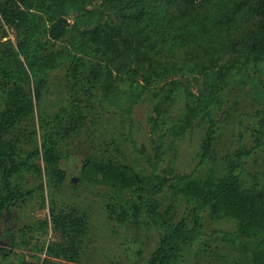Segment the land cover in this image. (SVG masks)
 <instances>
[{"label": "rangeland", "instance_id": "1", "mask_svg": "<svg viewBox=\"0 0 264 264\" xmlns=\"http://www.w3.org/2000/svg\"><path fill=\"white\" fill-rule=\"evenodd\" d=\"M253 1L200 0L179 22L186 27H180L181 33H188L186 39L194 37L192 32L203 35L202 44L184 47L192 56L197 47L203 51V65L198 68L212 66L228 76L227 92L215 116V140L205 156V119L197 118L184 136L160 139L199 92L201 75L194 68H183L184 49L165 70L169 80L159 85L170 81L182 85L177 99L171 96L163 102L161 116L155 106L164 93L156 97L157 86L132 91L122 82L117 98L109 99L95 81L85 80L84 73L68 74L69 61L22 79L27 108L11 135L14 147L8 151L7 170L17 184L19 169L28 195L0 218V264H148L161 240L149 219L151 211L172 215L194 231L190 240L180 244V258L174 264H254L255 252H264V220L243 225L224 206L214 210L207 204L195 210L202 193L199 186L220 183L228 172L237 173L243 189H264V92L254 94L264 82V31L259 35L255 18L247 15ZM136 2L74 0L62 9L70 12L67 17L72 23L80 22L81 29L101 21L119 25L118 37L135 45L146 38L143 24L131 18L139 6ZM191 16L197 32L183 24ZM70 39L40 38L51 51L71 48ZM16 43V28L0 22V63ZM9 91L7 87L0 91V114L9 105ZM77 108L79 120L75 118L73 126L56 124L65 109L72 115ZM60 172L63 181H59ZM4 175L0 169V198L5 196ZM156 175L167 176L171 182L186 176V183L190 182L155 193L154 183L147 184L145 179ZM141 179L145 182L137 186ZM72 208L87 219L85 247L77 261L59 254L66 236L54 221ZM120 214L130 223L122 224ZM138 216L139 225L133 223Z\"/></svg>", "mask_w": 264, "mask_h": 264}, {"label": "trees", "instance_id": "2", "mask_svg": "<svg viewBox=\"0 0 264 264\" xmlns=\"http://www.w3.org/2000/svg\"><path fill=\"white\" fill-rule=\"evenodd\" d=\"M73 1L4 0L0 2V22L3 21L6 25L14 26L17 30L16 46L8 49L6 52L8 56L0 63V91L6 87L10 89L9 105L0 114V169L5 170V196L0 198V218L3 211L8 210L9 206L19 205L28 195L22 188L19 169L17 168L16 171L19 176L17 184L10 180V173L7 170L11 156L8 155V151L14 147L11 135L27 108L26 92L24 85L20 83L22 79L30 77L33 73L44 74L55 70L62 61H69L71 67L68 74L77 76L84 73L85 80L95 81L100 86L103 96L109 99L117 98L122 82L127 83L132 91L157 86L159 91L154 95L158 97V93L161 95L164 93L161 96L162 102L158 101L155 106L157 116H161L164 113L163 102L171 96L173 100L177 99V92L182 89V85L177 81H170L159 87L162 82L169 80V76L165 72L166 68L185 46L190 49L192 44L198 46L204 42L203 35H199V33H189L194 37L189 36L186 39L188 33H181L180 27L182 26L179 25L181 24L179 22L188 16L189 11L200 0H136L139 6L136 14L131 18L135 20L136 24H143L142 30H146V38L142 44L137 42L135 45L118 37V29L121 26L117 25V27L110 21L98 22L90 25L87 29H81L80 22L77 20L72 23L67 17L70 12L66 9L64 11L62 7L63 5L68 6L67 3H73ZM247 15L255 18L260 31L259 35H262L264 31V0L250 3L247 6ZM188 20L183 24L187 27L190 26L193 31L196 29L195 32H197V28L192 23V16ZM72 32L74 34L70 36ZM40 36H48L52 41H61L71 37L72 46L51 51L44 46ZM78 39L79 42L76 43ZM194 52L195 56H192L190 51L187 52L184 49L181 62L183 68L187 70L194 68V71L201 75L200 79H197L199 81L198 95L193 96V101L189 102L177 119L169 124L167 131L160 139L166 136H184L197 118L205 119L208 121L202 145L205 156L210 152L215 140L217 131L215 116L220 111L223 97L227 92L228 76L225 75L224 70H217L212 66L198 68L203 65L204 58L201 56L203 51L197 47ZM168 55L170 58H164ZM159 57L164 59L160 60ZM156 58L157 62H155ZM159 64L163 67L159 68ZM154 66L156 69L152 71ZM204 68L206 71H202ZM140 70L143 73L139 75ZM162 70L164 72H160ZM254 92L256 96H260L264 92V82ZM72 111L74 113L71 115L65 109V113L57 117L56 124L68 126V128L73 126L75 118L79 120L77 117L80 109ZM67 114L69 117H66ZM261 134L258 138H261ZM233 172L235 171L226 173L220 183L210 182L202 187L199 186V191L202 193H200L201 197H199L195 210L200 211L207 204H210L214 210L224 206L230 214L240 219L243 225L262 222L264 220V189H243L239 184L237 173ZM59 174V181H63L64 173L60 172ZM174 178L176 182H171L167 176L161 175L145 180L147 184L154 183L153 191L155 193H162L166 187L180 188L187 182L185 180L188 177L176 176ZM144 182L141 179L137 186ZM200 194L197 193V195ZM119 217L123 220L122 224L130 223V221H125L122 214ZM149 217L159 229L161 240L159 248L152 254L148 264L178 262L180 244L182 241L190 240V236L194 232L190 224L173 219L172 215L168 217L165 212L151 211ZM194 217L198 219V215ZM54 221L56 222L55 228L66 236L63 237L64 243L59 246L61 249L59 254L69 261H77L85 247L84 237L88 232L86 217L79 210L72 208L56 215ZM133 223L137 225L141 223L139 216ZM50 251L54 252L53 249ZM252 262L264 264V252L257 250L253 255Z\"/></svg>", "mask_w": 264, "mask_h": 264}, {"label": "water", "instance_id": "3", "mask_svg": "<svg viewBox=\"0 0 264 264\" xmlns=\"http://www.w3.org/2000/svg\"><path fill=\"white\" fill-rule=\"evenodd\" d=\"M73 182H75V179H73Z\"/></svg>", "mask_w": 264, "mask_h": 264}]
</instances>
